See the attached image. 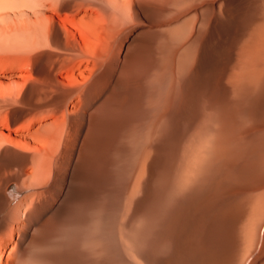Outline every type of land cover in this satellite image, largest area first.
Returning <instances> with one entry per match:
<instances>
[{
  "label": "rangeland",
  "instance_id": "1",
  "mask_svg": "<svg viewBox=\"0 0 264 264\" xmlns=\"http://www.w3.org/2000/svg\"><path fill=\"white\" fill-rule=\"evenodd\" d=\"M263 1L128 0L127 3V0H0V217L7 215L17 202L13 212L17 209L19 216V230L11 235H0V264H165V261L208 264L213 256L214 264H264L262 151L249 156L255 161L254 158H231L233 162L229 159L224 163L230 166L225 165L224 170H229L223 172L222 164V170L214 169L220 175H214L213 170L209 181L203 176L204 171L207 170V173L210 168L209 163L212 164L211 157L217 155L220 140L215 139V128L219 127L215 125L219 120L215 121V117L219 118L220 108L226 110L221 109L222 114L242 110L237 115L230 114H234L235 120L231 116L225 118L229 125L233 119L237 121L236 126L240 122L237 127L242 125L258 133L264 132V92L259 96V102L255 103L258 106L244 104L250 105L243 108L245 113L243 109L233 107L239 96L236 102L234 98L231 102L235 87L237 90L242 87H233L240 78V70L232 71L235 70L233 64L239 63L238 52L244 38L247 39L246 35L252 30L251 24L257 21L254 22V19L264 16ZM71 2L80 4L70 6ZM115 6L122 7V10ZM68 19L81 23L88 34L91 30V39L95 43L92 49H87L80 29ZM125 22H132L128 26L134 28L129 35L118 29ZM142 37L146 42L142 41ZM91 51L94 54H90ZM48 52L52 57L49 69L52 67L53 70L50 74L38 72L36 67L42 64ZM130 54L140 72L127 70ZM112 63L121 69L116 70V79L120 74L119 81L116 83L114 79L113 85L110 79H105L111 75L102 77L109 84L104 83L100 76ZM56 71L59 72L56 74ZM66 71H70V75ZM233 76L236 83L232 86L234 78L230 77ZM91 78L92 81L101 80L96 84L99 94L89 100L84 90L91 84ZM225 78L231 81L225 83ZM58 84L64 86L61 88ZM29 89L34 97L49 94L51 102L35 106L27 104L24 97ZM109 92L115 94V100L121 94L123 97L109 104ZM126 94L134 95L136 99L131 101L132 96L126 98ZM211 100L216 102L214 106ZM222 102L227 107H219ZM50 106L57 112L56 115ZM214 111H218L216 115ZM249 111L254 116L249 115ZM241 116H245V121ZM249 118L253 125L249 123ZM54 131L59 132L57 141L52 139ZM28 150L30 160L27 158ZM48 152L56 155L52 185L34 187L35 184H31L34 183L33 176H30L31 185L26 186L27 165L30 162V172L38 164L43 168ZM97 152L98 163L103 167L100 172L86 163V157ZM170 155L175 160H171ZM260 161L263 165L259 164ZM138 180L140 185L136 186ZM16 186L21 194L18 198L11 197V189ZM206 187L211 191L208 192ZM28 188L30 193L26 192ZM232 189L235 190L234 195L231 194ZM203 192L208 198H202ZM215 193L217 206L213 204ZM193 198L198 199L195 201ZM205 200H208L207 205ZM227 201L229 206L232 204L233 212L228 211L233 210L231 207L228 209L229 206L222 209L227 207V204L223 205ZM159 207L165 211L161 213ZM166 209L173 210V213L170 215L172 220L169 216L164 223V229V225H159L158 218L165 215ZM226 209L228 213L225 214H232L230 217L232 221L234 218V222L223 216ZM212 216H216L217 220ZM51 219L56 221L55 226L42 234V227ZM155 222L158 223L160 241L158 247L156 245L154 250H149L144 244L158 230ZM169 224H173L172 227ZM216 224L221 229H217ZM28 226L30 236L25 230ZM205 227L208 229L205 230ZM193 228L200 229L201 234L196 230L200 239ZM204 236L209 239L204 241ZM211 237H215L214 241ZM184 241H189L190 245ZM194 260H197L196 263Z\"/></svg>",
  "mask_w": 264,
  "mask_h": 264
},
{
  "label": "bare ground",
  "instance_id": "2",
  "mask_svg": "<svg viewBox=\"0 0 264 264\" xmlns=\"http://www.w3.org/2000/svg\"><path fill=\"white\" fill-rule=\"evenodd\" d=\"M264 2V1H263ZM117 3V2H116ZM127 3H128V0H127ZM255 4H256V2H254ZM76 4H80V3H77V2H71L70 3V6H74V5H76ZM57 5H59V3L57 4ZM256 5H260V4H256ZM120 6H122V5H120ZM120 6H115L116 8H118V9H121L122 10V7H120ZM257 6V7H258ZM255 9V8H254ZM253 9V10H254ZM262 10V9H261ZM258 12V10L256 11V13ZM230 15H231V11H229L228 12ZM255 13V15L257 16V14ZM168 15V14H167ZM264 17V16H263ZM263 17H261V18H257V19H254V22H255V20H257L254 24L252 23L251 25H252V30H251V28H249V30H251V32H250V34L249 35H246L248 38L246 39V38H244V40L242 39V37H241V39L243 40V42L242 43H244L243 44V46L240 48L239 46H238V48H240V51L238 52L239 53V55H240V57L239 58H237L238 60H237V62H239L241 65H239V63L237 64L236 62H234V68L233 69H235V70H232V71H234V72H237L238 70H240V71H238V74H239V80H237L236 82H235V77L233 76V77H230V79L232 78H234V82H233V84H232V86L233 87H235V86H241L242 85V87H240V88H238L239 90H237V87H235V89L233 90V91H235L234 92V94H235V97H234V94L231 96L232 97V100H231V102L233 101V98L235 99V101L234 102H236V100L238 99V97L237 96H239L240 98H239V100H237V102H236V106H233L234 108L235 107H238V109H243L244 107L246 108H248V106L250 107V105H252V106H254L255 105V103L257 104L258 102H259V96L264 92V21H263ZM107 19L108 18H105V20L107 21ZM150 19H153V18H150ZM260 19V20H259ZM109 20V19H108ZM68 21L70 22V23H72L75 27H77V28H79L80 29V33H81V36L83 37V41H84V43H85V45H86V47H88L87 49H92V47H93V45L92 44H95L94 43V41H93V39H91V37H92V32H91V30L89 31V34H88V32L85 30V28H84V26L81 24V23H78V22H76V21H74V20H72V19H68ZM150 21V20H149ZM259 21H261V22H259ZM263 21V22H262ZM109 22V21H108ZM134 22V21H133ZM132 22H125V23H123L122 25H120V26H118V29L120 30V32L121 33H125L126 35H129L130 33H131V31H132V29H134L133 28V26H131V27H129L128 25L129 24H131ZM151 23H153V20H152V22ZM250 25V26H251ZM65 30V29H64ZM93 30V29H92ZM238 30V29H237ZM65 32V31H64ZM90 32H91V34H90ZM249 32V31H248ZM248 32H246V33H248ZM238 33V32H237ZM66 34V33H65ZM232 35V34H231ZM238 36V35H237ZM245 36V35H244ZM245 39H246V41H245ZM238 40V39H237ZM240 40V39H239ZM238 40V41H239ZM92 41V42H91ZM142 41L143 42H146V39L145 38H143L142 37ZM65 42V41H64ZM232 42V41H231ZM52 42H50V44H51ZM109 43V42H108ZM108 43H107V45H108ZM212 43V42H211ZM232 44V43H231ZM52 45V44H51ZM238 45V44H237ZM53 46V45H52ZM73 46V45H72ZM37 47V46H36ZM242 50V51H241ZM49 53V52H48ZM85 53V52H84ZM90 54L91 53H93L94 54V52H89ZM242 53V54H241ZM87 54H88V51H87ZM47 55V56H46ZM44 57H43V61H42V64L41 65H39L38 67H36V69H37V71L38 72H45V74H50V72H51V70H53V68L51 67V70L49 69L50 68V65L52 64H50V59L52 58H50V56H51V53H49V54H46ZM50 55V56H49ZM55 55V54H54ZM131 54L128 56V61L127 62H129V66L130 67H128L127 68V70H129V68H130V70L131 71H133V72H140V71H138L139 69V67L137 68L136 67V65H135V61H132L131 60ZM58 58H60L59 56H58ZM54 59V58H53ZM57 59V58H56ZM63 59V58H62ZM62 59H60L61 61H62ZM240 60H241V62H240ZM56 61V60H55ZM54 62V61H53ZM48 64H49V66H48ZM77 64H79V63H77ZM77 64H76V66H77ZM239 67V69H238V67L236 66V65ZM46 66H47V68H46ZM59 66V65H58ZM110 67H108V65H107V69L105 70V72H103L102 73V75H100L101 76V79H102V77L105 75V77H106V75H108V76H110V78H105V79H110V81H111V83L110 84H112V82H113V80L115 79V81H116V83H118V79H119V73H118V75H117V79H116V70H121V69H119L118 68V66H115V64L114 63H112V64H110L109 65ZM71 68H72V64H71V66H70ZM70 67H69V69H70ZM236 67V68H235ZM60 68V67H59ZM59 68H58V70H59ZM61 69V68H60ZM90 69H92V68H90ZM65 70H68V69H65ZM70 70H72V69H70ZM75 70V69H74ZM28 71H30V69L28 70ZM59 72V71H58ZM57 71H56V74L58 73ZM70 72V71H69ZM69 72L67 73V71H66V73L67 74H69ZM72 72H74V71H72ZM121 72V71H120ZM32 73V72H31ZM33 74V73H32ZM32 74H30V76H32ZM43 74V73H42ZM227 74V73H226ZM70 75V74H69ZM92 75V74H91ZM225 75V73L223 74V76ZM231 75H233V72H232V74ZM26 76V75H25ZM28 76V75H27ZM123 76V75H122ZM229 76V75H228ZM45 77V76H44ZM56 77H57V75H56ZM226 77H227V75H226ZM121 78V77H120ZM241 78H243L242 80H241ZM92 79L93 78H91V81H92ZM95 79V78H94ZM101 79H96V80H93L92 82H91V84L89 85L88 84V82H87V84L89 85L85 90H84V92H85V94H87L88 95V97L87 98H91L94 94H96V96L99 94H97V82L98 81H100ZM123 79V78H122ZM226 79V78H225ZM224 79V81H225V83H226V81L228 82V81H231L230 79L228 80V79H226L225 80ZM27 80H29V78L27 79ZM121 80V79H120ZM32 81V80H31ZM102 81L104 82V83H107L106 81L107 80H103L102 79ZM242 81H243V83H244V81H246L245 83H244V85H243V83H242ZM43 82H44V80H43ZM56 82V81H55ZM57 83V82H56ZM238 83H241V84H238ZM40 84V83H39ZM41 84H42V82H41ZM63 84V83H62ZM75 84V83H74ZM107 84H109V83H107ZM114 84V83H113ZM112 84V85H113ZM204 84V83H203ZM208 84V83H207ZM67 85V84H66ZM99 85H100V83H99ZM103 85H106V84H103ZM120 85V84H119ZM122 85V84H121ZM201 85V84H200ZM209 85V84H208ZM38 86V85H37ZM49 87V85H46V87ZM55 86V85H54ZM58 86H60L61 87V84H58ZM64 86V85H63ZM62 86V87H63ZM67 86H69V85H67ZM71 86V85H70ZM80 86V85H79ZM107 86V85H106ZM109 86V85H108ZM123 86V85H122ZM202 86V85H201ZM44 87V89L46 90V88H45V86H43ZM42 87V88H43ZM61 87V88H62ZM66 87V86H65ZM75 87H76V85H75ZM78 87V86H77ZM101 87V86H100ZM133 87V86H132ZM204 87V86H203ZM208 87V86H207ZM209 87H210V85H209ZM214 87V86H213ZM224 87V86H223ZM79 88V87H78ZM99 88V87H98ZM113 88V87H112ZM35 89V88H34ZM58 89V88H57ZM68 89V88H67ZM107 89V88H106ZM109 89V88H108ZM122 89H124V88H122ZM133 89H135V88H133ZM203 89V88H202ZM207 89V88H206ZM41 90V89H40ZM44 90V91H45ZM52 90L53 91H55V88L53 89L52 88ZM69 90H70V88H69ZM115 90V89H114ZM135 90H138V89H135ZM209 90V89H208ZM219 90V89H218ZM231 90V89H230ZM237 90V91H236ZM34 91V90H33ZM35 91H36V89H35ZM46 91H48V90H46ZM61 90H59V92H60ZM62 91H65V90H62ZM67 91V90H66ZM71 91H72V88H71ZM74 91V90H73ZM72 91V92H73ZM118 91V90H117ZM117 91H115V92H117ZM122 91V90H121ZM126 91V90H125ZM203 91V90H202ZM213 91H215V90H213ZM225 91V90H224ZM239 91V92H238ZM27 92V95L24 97V101L27 103V104H33L34 106L35 105H40V104H42L43 102H51V101H49V97H48V95H43L42 96V94L41 95H37V96H33V94H32V91H30V89L28 90V91H26ZM39 92V91H38ZM42 93H43V91H41ZM56 92H58V91H56ZM68 92V91H67ZM71 92V93H72ZM113 92V91H112ZM120 92V91H119ZM127 92V91H126ZM204 92V91H203ZM209 92H212V91H209ZM227 92H229V90L227 91ZM227 92H225V94L227 93ZM237 92V93H236ZM34 93V92H33ZM46 93H48V92H46ZM45 93V94H46ZM110 93V92H109ZM130 93V92H129ZM132 93H133V90H132ZM206 93H207V91H206ZM216 93V92H215ZM37 94V92L35 93V95ZM44 94V93H43ZM56 94V93H55ZM62 94V93H61ZM84 94V93H83ZM114 94V93H113ZM137 93H135V95H136ZM214 94V93H213ZM219 94V93H218ZM217 94V95H218ZM221 94V93H220ZM224 94V95H225ZM237 94H239V95H237ZM64 95V94H63ZM67 95V94H66ZM115 95V94H114ZM131 95V94H130ZM129 95V96H130ZM216 95V96H217ZM223 94H222V96H224ZM227 95V94H226ZM231 95V94H230ZM85 96V95H84ZM129 96H127V94H126V98H128ZM132 96V95H131ZM212 96H214V95H212ZM219 96V95H218ZM217 96V97H218ZM221 96V95H220ZM262 96V95H261ZM52 97V96H51ZM79 96H77V98H78ZM119 98H117V100H115V99H112V100H110V101H108V103L110 104V103H114V102H116V101H119L120 100V97H123V94H121L120 96H118ZM136 97H137V95H136ZM136 97L133 95L132 97H130V100L132 101V100H134V99H136ZM217 97H215V98H217ZM227 97H229V94H228V96ZM58 98H60V96L58 97ZM63 98V97H62ZM62 98H60V99H62ZM64 98L66 99V97H65V95H64ZM76 98V97H75ZM74 98V99H75ZM76 98V99H77ZM210 98H213V97H210ZM225 98V97H224ZM224 98H220L223 102L225 101L224 100ZM237 98V99H236ZM262 98V97H261ZM80 99V98H79ZM79 99H77V100H79ZM214 99V98H213ZM218 100H219V98H217ZM225 99H227V98H225ZM19 100V99H18ZM257 100H258V102H257ZM260 100H262V99H260ZM54 101V100H53ZM57 101V100H56ZM212 101V100H211ZM215 101H216V99H215ZM230 101V100H229ZM264 101V100H263ZM17 102V101H16ZM60 102V101H59ZM219 102H221V101H219ZM221 103L220 105H219V103H218V105H219V107H227L226 105H225V103ZM227 102V105H228V100L226 101ZM231 102L229 103V104H231ZM21 103V102H20ZM49 103H48V105H49ZM58 103V102H57ZM56 103V104H57ZM62 103H64V102H62ZM76 103V102H75ZM118 103V102H117ZM215 103L216 102H214L213 103V101H212V105L214 106L215 105ZM233 103V102H232ZM44 104V103H43ZM52 104V103H51ZM107 104V103H106ZM222 104H224L225 106H223ZM244 104L245 105H247V104H250V105H248V106H244ZM254 104V105H253ZM20 105H22V104H20ZM24 105V104H23ZM22 105V106H23ZM48 105H46V107L48 106ZM232 105H234V104H232ZM231 105V106H232ZM21 106V107H22ZM51 106H54V105H51ZM51 106H50V108H51ZM209 106V105H208ZM228 106H230V105H228ZM251 106V107H252ZM256 106H258V105H255L254 107H256ZM29 107V110H30V106H28ZM49 107V106H48ZM47 107V108H48ZM210 107V106H209ZM218 107V106H217ZM232 107V108H233ZM33 108V107H32ZM41 108V107H40ZM50 108L48 109V112H49V110H50ZM230 109H232L231 107H229ZM45 109V108H44ZM43 109V110H44ZM52 110H53V108H51ZM57 109V108H56ZM221 109H223V111H226V110H224V108H220V111H221ZM230 109L228 110V111H230ZM254 109V108H253ZM253 109H251L250 111H254ZM256 109V108H255ZM258 109V108H257ZM263 109V108H262ZM17 110V109H16ZM27 110H28V108H27ZM35 110V109H34ZM214 110H216V109H214ZM247 111H246V113L248 112V109H246ZM53 111H55V110H53ZM53 111H52V113H53ZM58 111H59V109H58ZM190 111H192V110H190ZM190 111H189V113H190ZM219 111V115H218V117L219 118H217V116L215 117L216 118V120H215V118H214V116L213 115H210V116H213V118H214V120L215 121H217V119L219 120V124L217 123L216 124V122H215V126L217 127V126H219L218 128H215V134H217V135H215V137H217V138H215L216 140H220L219 141V144H218V141H217V144L219 145H217L216 144V146H218V148H217V155H214L215 153H213V155L214 156H216V157H214V156H212L211 158L213 159V160H211V162H212V164H210L209 163V165H210V168H209V166H208V172L206 173V171H204L205 173H206V175H204L203 174V176H204V179H209V178H211V176H210V174L212 175V173L214 174V172H215V174L214 175H216L217 173H218V170L220 171V169H221V167H222V164H223V170H224V167H229L230 168V166H228L227 164H225L224 165V163L226 162V161H230L231 160V158H232V160L234 159V158H239V159H242L243 160V158L245 159V158H249V156H251L252 154H254V152H256V151H262V153H261V155L263 156V154H264V144H263V140H264V132H263V130L261 131V133L259 132H257V130H255V129H251V128H244V127H237V126H239V124H240V122H239V124L236 126L235 124V122H237V121H235L234 122V120L236 119V118H233L234 117V114L236 113V115L238 114V112H241V111H237L236 112V109H235V111L233 112L232 110H231V113H229V114H227L226 112H224L223 114L225 115V113H226V115L224 116L221 112ZM222 111V112H223ZM243 111H244V113H245V109H243ZM249 111V112H250ZM262 111V110H261ZM31 111H29V113H30ZM48 112H47V115H49L48 114ZM51 112V111H50ZM193 112V111H192ZM218 112V111H217ZM216 111H214V115H216V113H217ZM232 112L234 113L233 114V116H231L232 115ZM263 112H264V110H263ZM24 113V112H23ZM28 113V114H29ZM51 113V114H52ZM56 111H55V115H56ZM194 113V112H193ZM212 113H213V111H212ZM211 113V114H212ZM244 113H242L243 115H245L246 116V114H244ZM253 112H250V113H248L249 115H251ZM254 113H255V111H254ZM54 114V113H53ZM187 114H188V112H187ZM222 114V116L223 117H221L220 115ZM231 114V115H230ZM240 114V113H239ZM256 114V113H255ZM259 115H261V113L259 112L258 113ZM264 114V113H263ZM13 115H14V113H13ZM22 114H20V116H21ZM24 115V114H23ZM27 115V113L24 115V116H26ZM194 115H195V113H194ZM228 115H229V117H228ZM241 115V114H240ZM259 115H256V116H259ZM11 116H12V114H11ZM19 116V117H20ZM230 116L234 119H231V125L232 124H234L235 126H231V125H229L226 121H225V118L227 119V118H230ZM244 116V117H245ZM251 116H254V114L253 115H251ZM264 116V115H263ZM262 116V118H264ZM209 117V116H208ZM237 117V116H236ZM242 117V116H241ZM244 117H242L243 119H244V121H245V118ZM14 118V117H13ZM16 118V117H15ZM18 118V117H17ZM212 118V117H211ZM238 118H239V116H238ZM262 118H261V120H262ZM242 119V120H243ZM255 119V118H254ZM59 120H60V122H61V119L59 118ZM213 120V121H214ZM230 120V119H229ZM249 120V123H251L250 121L252 120H250V118L248 119ZM5 121H6V119H5ZM8 121V120H7ZM239 121H241V120H239ZM253 123H254V121H253ZM256 123L258 124V122L256 121ZM262 123H264V120H263V122ZM29 124H30V122H29ZM251 125H253L252 123H251ZM256 125V124H255ZM71 126V125H70ZM116 126V125H115ZM262 126V125H261ZM118 127V126H117ZM264 127V126H263ZM116 128V127H115ZM71 129V128H70ZM256 129H258V128H256ZM260 129H261V127H260ZM264 129V128H263ZM30 130V129H29ZM57 130V129H56ZM55 130V131H56ZM217 130L219 131V132H217ZM54 131V134H53V139H54V141H57L58 139H59V132H55ZM70 131L71 130H69V133H70ZM219 134V135H218ZM257 134H259L260 136L258 137V135ZM61 135V134H60ZM256 135H257V138H255L256 137ZM69 136V134L67 135V137ZM100 136V135H99ZM220 138H219V137ZM98 138V137H97ZM68 139V138H67ZM105 139V138H104ZM114 139V138H113ZM97 142V141H96ZM215 145V144H214ZM261 146H263V147H261ZM214 150H216V149H214ZM93 151V150H92ZM100 151V150H99ZM94 152V151H93ZM216 152V151H215ZM98 153L99 152H97V153H95V154H92L91 156H88V157H86V160H87V165L89 164H91L93 167H95V165L97 166V169H98V171L100 172V171H103V167L98 163V161H100V159L98 160ZM180 153V152H179ZM257 153V152H256ZM103 154V153H102ZM102 154H100V155H102ZM259 153H257V155H258ZM105 155V154H104ZM175 155H177V154H174V156ZM177 156H179V155H177ZM253 156V155H252ZM103 157V156H102ZM106 157V156H105ZM259 157V156H258ZM261 157V156H260ZM214 158H215V160H214ZM252 158V160H253V158L254 157H250L249 159H251ZM262 159H264L263 157H261ZM85 159V158H84ZM170 159L172 160V159H174V157H172L171 158V155H170ZM178 159V158H177ZM176 159V160H177ZM185 159V158H184ZM230 159V160H229ZM258 159H260V158H258ZM258 159H257V161H258ZM175 160V159H174ZM179 160H180V157H179ZM179 160H178V162H179ZM231 160V162H233ZM241 160V161H242ZM248 160V159H247ZM256 159L254 158V161H255ZM170 160H168V162H169ZM253 161V162H254ZM262 161H264V160H262ZM173 162V161H172ZM177 162V163H178ZM235 162V161H234ZM245 162V161H244ZM248 162V161H247ZM246 162V163H247ZM171 163V162H170ZM176 163V161L174 162V164ZM206 163V162H205ZM249 164H251L252 163V161H249L248 162ZM247 163V165H249ZM146 164V163H145ZM173 164V163H172ZM244 164V163H243ZM253 164H256V163H253ZM259 164L260 165H263V162L261 163V161L259 162ZM259 164H258V166H259ZM164 166H166V165H164ZM171 166V165H170ZM169 166V167H170ZM174 165H172V167H173ZM243 166V165H242ZM251 166V168H253V166L252 165H250ZM249 166V167H250ZM257 166V165H256ZM168 167V168H169ZM171 167V168H172ZM260 167V166H259ZM168 168H166V170H168ZM171 168H169V169H171ZM239 168V167H238ZM237 168V169H238ZM257 168V167H256ZM165 169V168H164ZM207 169V168H206ZM214 169H218V170H214ZM232 169V168H231ZM258 169H260V168H258ZM262 169H263V167H262ZM210 170V171H209ZM214 170V172H212ZM222 170V169H221ZM225 170H229L228 168H225ZM225 170L223 171V172H225ZM239 170V169H238ZM241 170H243V169H241ZM169 171V170H168ZM237 171V170H236ZM212 172V173H211ZM169 173V172H168ZM219 173H222V172H219ZM228 173V172H227ZM218 175H220V174H217L216 176H218ZM203 176H201L202 178H203ZM58 177V176H57ZM202 178H199V179H201V180H203V181H205L204 179H202ZM218 178V177H217ZM58 180V179H57ZM220 180V179H219ZM203 181L201 182L202 184V186H204V184H203ZM209 181V180H208ZM212 181V180H211ZM213 181H214V179H213ZM218 181V180H217ZM207 182V181H206ZM220 182V181H219ZM55 183V182H54ZM138 183H140V180H138L137 181V183H136V186H139L140 184H138ZM198 183H200V181L198 182ZM214 184V182H212V185ZM219 184V183H218ZM197 185V184H196ZM226 185V184H225ZM20 186V185H19ZM54 186H55V184H54ZM162 186H163V184H162ZM162 186L160 187V188H162ZM198 186H199V184H198ZM198 186H196V187H198ZM206 186V185H205ZM214 186V185H213ZM221 186H222V184H221ZM227 186V185H226ZM17 187L18 186H16L15 188L13 187L12 189H11V197H16V198H18L19 197V194H20V191L18 192V190H17ZM21 187V186H20ZM102 187V186H101ZM165 187V186H164ZM215 187V186H214ZM200 188H201V186H200ZM206 188H208L207 190H209L208 192H210L211 190V188H209V187H206ZM216 188V187H215ZM230 188V187H229ZM165 189V188H164ZM15 190V191H14ZM161 192H163L161 189H159ZM158 190V191H159ZM203 190V189H202ZM224 190H227V191H229V189H224ZM237 190V189H236ZM206 191V190H205ZM221 191H223V190H221ZM161 192H158V194L159 193H161ZM216 192V191H215ZM225 192V191H224ZM230 192V191H229ZM231 192H233V193H231V194H233L234 195V192H235V190H233L232 189V191ZM204 193V192H203ZM202 193V194H203ZM217 193V192H216ZM216 193H215V195H213V199H214V196H216ZM226 193V192H225ZM240 193V192H239ZM104 194V193H103ZM163 194V193H162ZM205 194V193H204ZM201 195L202 196V198L203 199H205L204 198V196H206V194L205 195ZM213 194V193H212ZM237 194V193H236ZM209 195H211V194H209ZM227 195V194H226ZM223 196V195H222ZM237 196V195H236ZM235 196V197H236ZM159 198H160V196H158ZM195 198H196V196H194ZM207 197V196H206ZM210 197V196H209ZM195 198H193V199H195ZM208 198V197H207ZM206 198V199H207ZM192 199V200H193ZM198 199V198H197ZM197 199H195V201L197 200ZM209 199H211V198H209ZM216 199L217 198H215L214 199V201L215 202H213V204L214 205H216L215 203H216ZM224 200H225V196H224V198H223ZM230 198L228 197V200H229ZM202 199H200V201H201ZM220 200V199H219ZM223 200V201H224ZM199 201V200H198ZM197 201V202H198ZM206 201V200H205ZM210 201H213V200H210ZM221 201V200H220ZM223 201H221V202H223ZM226 201V200H225ZM230 201V200H229ZM229 201H227V202H225V204H223V205H226L227 203H230ZM157 202H159V199H158V201ZM202 202V201H201ZM204 202V201H203ZM217 202H219V201H217ZM200 203V202H199ZM207 203H208V200L206 201V205H207ZM224 203V202H223ZM197 204V203H196ZM202 204V203H201ZM211 204V203H210ZM155 205H157V203H155ZM204 205V204H203ZM209 205V204H208ZM212 205V204H211ZM218 205H219V203H218ZM221 205V204H220ZM230 204H227V207L225 206V207H223L222 205V209H225V208H228V206H229ZM195 207H196V205H194ZM197 206H198V204H197ZM205 206V205H204ZM217 206V205H216ZM153 207H154V205H153ZM155 207H157V206H155ZM206 208H207V206H205ZM210 207V206H209ZM230 207L233 209V210H228V209H230ZM158 208V207H157ZM157 208H155L154 210H156ZM170 209H171V207H169ZM168 208V209H169ZM205 208V209H206ZM220 209H221V207H219ZM45 209V208H44ZM152 209V208H151ZM150 209V210H151ZM159 209H160V207H159ZM158 209V210H159ZM210 209H212V207L210 208ZM218 209V208H217ZM217 209H216V212H217ZM220 209H218V212H219V210ZM222 209L220 210V211H222ZM228 209H226L225 211H224V214H225V212H227L228 213V211H234V208H233V206H232V204H231V206H229V208ZM61 210V209H60ZM161 210V209H160ZM159 210V211H160ZM162 210H164L165 211V209H162ZM162 210H161V213H163L162 212ZM167 210V209H166ZM207 210H208V208H207ZM228 210V211H227ZM158 211V212H159ZM156 212H157V210H156ZM36 213V212H35ZM37 213H40V212H37ZM151 213V212H150ZM155 213V212H154ZM154 213H152L151 215H153ZM173 213V210H167V212H165V215H163V216H161V217H157V216H154V217H156V218H158V220H160L158 223H159V225H164V223L166 222V220H167V218L171 215ZM230 213V212H229ZM43 214V213H42ZM159 214V213H158ZM193 214V213H192ZM208 214V213H207ZM206 214V215H207ZM235 214V213H234ZM35 215H37V214H35ZM157 215V214H156ZM219 215V214H218ZM221 215V214H220ZM219 215V216H220ZM229 214H225V215H223V216H228ZM232 214H230V216H231ZM187 216V215H186ZM191 216V215H190ZM193 216V215H192ZM197 216V215H196ZM222 216V215H221ZM230 216H228L229 218H230V220H231V222H234V218H233V221H232V219H231V217ZM208 217V216H207ZM235 217V216H234ZM36 218H37V216H36ZM56 218V217H55ZM54 218V219H55ZM156 218H154V219H156ZM189 218V217H188ZM187 218V219H188ZM205 218V217H204ZM210 218V217H209ZM212 218H214L215 220H217L216 219V216L215 217H213L212 216ZM217 218H218V220H220L219 219V217L217 216ZM221 218V217H220ZM169 219V218H168ZM191 219V218H190ZM201 219V218H200ZM56 220V219H55ZM55 220H50V221H48V222H45V224H44V226L42 227L43 228V230L44 231H42V234H45V232L47 233V232H49L50 231V229H51V227L52 226H55V224H56V221ZM170 220H172L171 219V216H170ZM184 220V219H183ZM192 220H194V219H192ZM226 220H227V218H226ZM188 221H189V219H188ZM201 221H202V219H201ZM205 221H207V220H205ZM209 221H211V220H209ZM214 221V220H213ZM157 222V221H156ZM155 222V223H156ZM169 222V221H168ZM173 222V221H172ZM184 222V221H183ZM185 222H187V221H185ZM215 222V221H214ZM158 223H156V228H157V224ZM190 223H192V221H190ZM197 223H198V221H197ZM200 223H202V222H200L199 221V224ZM204 223V222H203ZM207 223V222H206ZM209 223V222H208ZM219 225H220V223L219 222H217ZM60 224V223H59ZM168 224V223H167ZM184 224V223H183ZM198 224V225H199ZM205 224V223H204ZM204 224H203V226H204ZM218 224H216V228H217V225ZM223 224V223H222ZM221 224V225H222ZM170 225V224H169ZM168 225V226H169ZM173 225V224H172ZM172 225H170L171 227H172ZM180 225V224H179ZM190 224L188 223V225L187 226H189ZM196 225V224H195ZM201 225V224H200ZM207 224H205V226H206ZM209 225H211V224H209ZM228 225H229V223H228ZM228 225L226 226V227H228ZM59 226V225H58ZM166 225H164V229L166 228L165 227ZM186 226V227H187ZM208 226V225H207ZM225 226V225H224ZM57 227V226H56ZM55 227V228H56ZM184 227H185V224H184ZM183 227V228H184ZM200 227V226H199ZM201 227H202V225H201ZM211 227V226H210ZM209 227V228H210ZM215 227V226H214ZM213 227V228H214ZM220 227V226H219ZM219 227L217 228V229H219ZM223 227V226H222ZM225 227V228H226ZM229 227H231V226H229ZM160 228V227H159ZM170 228V227H169ZM168 228V229H169ZM188 228V227H187ZM186 228V229H187ZM154 229H155V227H154ZM158 229V228H157ZM163 229V230H164ZM167 229V230H168ZM171 229V228H170ZM185 229V228H184ZM185 229V230H186ZM189 229V228H188ZM208 229V228H207ZM206 229V227H205V230H207ZM220 229H221V227H220ZM224 229V228H223ZM228 229V228H227ZM227 229H225V230H227ZM161 230V229H160ZM184 230V231H185ZM193 230H194V228H193ZM196 230H198V232H200L199 230L200 229H197L196 228ZM196 230H194V231H196ZM204 230V231H205ZM211 232H212V230L211 229H209ZM155 230H153V232H154ZM165 231V230H164ZM191 231V230H190ZM202 231H203V229H202ZM203 231V232H204ZM217 230H215V232H216ZM53 232V231H52ZM152 232V233H153ZM159 229L158 230H156L154 233H153V235H151V238L148 240V242L146 241V244H144V245H146V246H144V247H146L147 249H149V248H153L154 246H156L157 244H159V237H158V235H159ZM186 232V231H185ZM184 232V233H185ZM189 232V231H188ZM197 231H196V236L198 237L199 235V233H198ZM207 231H205V233H206ZM209 232V231H208ZM219 232V231H218ZM222 232H224V230L222 231ZM221 232V233H222ZM54 233V232H53ZM184 233H182V236L184 235ZM192 233V232H191ZM194 233V232H193ZM204 233V234H205ZM213 233H214V229H213ZM220 233V232H219ZM41 234V233H40ZM170 234V233H169ZM186 234H187V232H186ZM200 234H201V232H200ZM207 234V233H206ZM205 234V235H206ZM217 233H215V235H216ZM195 235V234H194ZM220 235V234H219ZM223 235V234H222ZM222 235H221V237H222ZM42 236V235H41ZM167 236V235H166ZM193 235H191V237H192ZM201 236H203V234L201 235ZM208 235H206V237H207ZM225 236V235H224ZM224 236H223V238H224ZM46 237H47V235H46ZM150 237V236H149ZM184 237V236H183ZM188 237V236H187ZM189 237H190V234H189ZM217 237H219V236H217ZM217 237H216V239H217ZM220 237V238H221ZM193 238H195V239H197L196 237H193ZM192 238V239H193ZM199 239H200V236L198 237ZM212 238V237H211ZM215 238V237H214ZM214 238H212V240L214 239ZM222 238V239H223ZM202 239L205 241V239H209V237L208 238H205V236H204V238L202 237ZM164 240V239H163ZM184 240V239H183ZM186 240H188V239H186ZM218 240V239H217ZM194 241V240H193ZM196 241H198V242H200L199 240H196ZM208 241H211V240H208ZM214 241V240H213ZM222 241H224V240H222ZM181 242V241H180ZM184 242H187V241H184ZM189 242V241H188ZM188 242H187V244H188ZM195 242V241H194ZM207 242V241H206ZM190 243H191V240H190ZM201 243V242H200ZM199 243V244H200ZM212 243V242H211ZM223 243V242H222ZM186 244V243H185ZM196 244V243H195ZM194 244V245H195ZM218 244H219V242H218ZM217 244V245H218ZM181 245V244H180ZM188 245H190V244H188ZM194 245H191V246H193L194 247ZM215 245V244H214ZM212 246V245H211ZM224 246V245H223ZM223 246L221 247L222 248V250H223ZM225 246H226V244H225ZM157 247H158V245H157ZM156 247V248H157ZM178 247V246H177ZM188 247H190V246H188ZM196 247H198V246H196ZM213 247V246H212ZM216 247V246H215ZM227 247V246H226ZM155 248V249H156ZM220 248V249H221ZM203 249V248H202ZM143 250H144V248H143ZM150 250V249H149ZM153 250H154V248H153ZM178 250V249H177ZM191 250H194V248L193 249H191ZM157 252V251H156ZM179 252V251H178ZM195 252V251H194ZM147 253V252H146ZM151 253V252H150ZM220 253H221V251H220ZM148 254V253H147ZM146 255V254H145ZM177 255V254H176ZM190 255V254H189ZM147 256V255H146ZM149 256H150V254H149ZM178 256V255H177ZM176 256V257H177ZM217 256H218V253H217ZM214 258H215V256H213ZM212 256L210 257V258H213ZM179 257H177V259H178ZM213 258V259H214ZM221 258V257H220ZM148 259H151V258H148ZM147 259V260H148ZM159 259V258H158ZM194 259V258H193ZM213 259H210V260H212L213 261ZM154 260V259H153ZM153 260H151V261H153ZM172 260V259H171ZM155 261H157V260H155ZM159 261H161L160 259H159ZM189 261V260H188ZM196 261L197 260H194L193 262L194 263H196ZM211 261V262H212ZM215 261V260H214ZM148 262H150V260H148ZM158 262V261H157ZM177 262V261H176ZM192 262V263H193ZM211 262L210 263H208V264H211ZM153 263V262H152ZM174 263H175V261H174ZM200 263H202V262H200ZM213 263V262H212ZM214 263H216V261L214 262ZM213 263V264H214ZM165 264H173L172 263V261H165ZM175 264H178V263H175ZM189 264V263H188ZM191 264V263H190ZM197 264V263H196ZM204 264V263H203ZM207 264V263H206ZM217 264H219V263H217Z\"/></svg>",
  "mask_w": 264,
  "mask_h": 264
},
{
  "label": "crops",
  "instance_id": "3",
  "mask_svg": "<svg viewBox=\"0 0 264 264\" xmlns=\"http://www.w3.org/2000/svg\"><path fill=\"white\" fill-rule=\"evenodd\" d=\"M95 97H97L96 94H94L93 97H91L90 99L88 98V99L91 100L92 98H95ZM112 99H115V96H114V94L110 93L108 95L107 101H110ZM95 116L96 115H94L93 118H95ZM27 153H28L27 158H28V160H30V155H29L30 151L28 150ZM55 158H56L55 154L48 152V154L45 156L46 165L42 168L40 166V164H38V166H36V168L35 167H34V169L32 168L31 172H30V162H29V164L27 165V171L28 172L26 174L27 180H26L25 185L30 186L31 184H35L34 187H38V188L50 187L52 185L54 179H55V173H56V169L54 167ZM34 161H36V160H34ZM90 166L92 168H94L96 171H98L96 165H95V167H93L90 164ZM30 176H33L34 183L30 184ZM22 182H24V181H22ZM26 192L30 193V188H28ZM16 204L13 207H11V209L8 211L7 215H5L4 217H0V235H11V234H14L16 230H19L18 229V223L19 222L17 220L19 218V216L17 215V209L13 212V209L16 206ZM14 226H15V228H14ZM16 226H17V228H16ZM25 230L28 231V235L30 236V226H28V228Z\"/></svg>",
  "mask_w": 264,
  "mask_h": 264
},
{
  "label": "built area",
  "instance_id": "4",
  "mask_svg": "<svg viewBox=\"0 0 264 264\" xmlns=\"http://www.w3.org/2000/svg\"><path fill=\"white\" fill-rule=\"evenodd\" d=\"M21 195V194H20Z\"/></svg>",
  "mask_w": 264,
  "mask_h": 264
}]
</instances>
